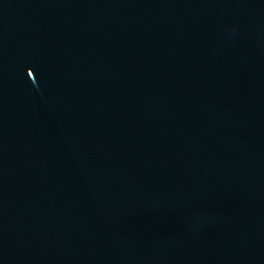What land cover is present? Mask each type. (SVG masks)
I'll return each mask as SVG.
<instances>
[{"label": "water", "instance_id": "water-1", "mask_svg": "<svg viewBox=\"0 0 264 264\" xmlns=\"http://www.w3.org/2000/svg\"><path fill=\"white\" fill-rule=\"evenodd\" d=\"M0 80L99 264H264V0H0Z\"/></svg>", "mask_w": 264, "mask_h": 264}]
</instances>
